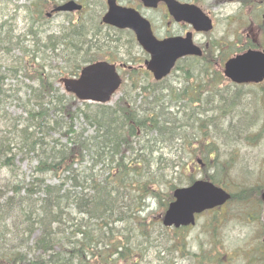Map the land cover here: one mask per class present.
Masks as SVG:
<instances>
[{
    "label": "trees",
    "instance_id": "trees-1",
    "mask_svg": "<svg viewBox=\"0 0 264 264\" xmlns=\"http://www.w3.org/2000/svg\"><path fill=\"white\" fill-rule=\"evenodd\" d=\"M51 1L34 0L25 7L32 20V50L20 37L14 38L10 27L0 32V54L11 57L6 63L0 59V264H139L133 236L147 239L148 224L138 215L147 201H157L163 209L161 225L173 190L183 187L171 179L177 174L174 169L183 167L180 157L185 150L194 157L200 154L197 163L206 167L201 179L223 187L205 170L216 164V138L230 135L221 130L218 116L221 111L232 114L238 102L232 96L238 92H229V86L218 89L222 74L208 72L224 60L207 48L201 58H185L187 65L175 68L188 83L194 78L191 69L198 65L200 78L192 91L184 86L175 94L170 85L163 86L167 79L147 85L149 74L134 69L127 74L129 89L125 87L113 105L79 101L53 79L59 73L77 76L82 67L97 61L107 43L118 40L71 21L62 31L40 36L43 6ZM252 47L249 42L244 49ZM14 50L32 60L11 63ZM55 60L65 64L56 67V74L51 66ZM18 76L30 84L25 100L21 90L11 95L4 89L7 78ZM131 95L140 98V104ZM216 102L219 106L212 108ZM7 103H16L24 116L11 118ZM188 109L192 112L187 115ZM238 121L241 124L243 116ZM24 158L34 164L29 176L20 177L16 165ZM178 176L184 186L195 181L190 170ZM162 186L168 188L166 194ZM253 191L241 189L229 203L245 201Z\"/></svg>",
    "mask_w": 264,
    "mask_h": 264
},
{
    "label": "rangeland",
    "instance_id": "rangeland-1",
    "mask_svg": "<svg viewBox=\"0 0 264 264\" xmlns=\"http://www.w3.org/2000/svg\"><path fill=\"white\" fill-rule=\"evenodd\" d=\"M31 1L33 2L34 0H4V3L0 4V26L2 27L0 32H2L5 27H10L13 30L14 38L20 37L24 40L23 45L27 47V50H32L28 49L31 48L32 44L29 39L30 35L28 34L32 20L28 18L25 12V7L30 6ZM66 1L67 0H54L51 1V3L52 5H60ZM77 1L83 4L87 10L79 15L76 14L72 16L52 14L46 18V15H44V18L42 19L43 23L40 22V36L45 37L51 33L62 31L63 27L70 25V21L71 23L74 22L76 24L83 22L85 25L93 27V32L96 28H101V34H103V36L105 35L106 37H109L113 42L118 40L117 44L107 43L106 49L109 50L108 46H110L113 49V54L108 53L107 50L105 51L104 49L100 51L102 55H99L96 58L93 57L94 59H97V61H110L117 66L121 62L128 66L138 65V63L143 65L146 56L143 55L142 50L136 45L133 37L107 31L106 28L100 25L98 18L99 12H97L100 0ZM178 1L185 2L188 0ZM192 1L209 15L214 23V28L210 33L202 34L205 37L197 35L194 42L195 44L197 42L199 46H204V44L207 43L209 49L213 50L215 54L218 55V60H225L228 56L232 57L234 56L233 54L244 52V46L249 42L254 44V48L259 47L260 49H264V0ZM52 5H44L43 12L48 15L51 11ZM95 7L96 10L94 9ZM32 19L33 24H35L33 17ZM86 30L90 31L91 28H87ZM250 49H253V47ZM97 53L98 51L93 48V56H96ZM11 55L14 58L11 63H13L15 59H20L22 62L24 61L26 63L29 60H32V56L27 57V54H23L20 50H14ZM109 56L110 58H108ZM10 58V55H4L3 53L0 54V59L5 63L10 60ZM187 62L190 64V60ZM11 63H9L8 66ZM178 65L179 68H181V66L187 64L181 61ZM51 66L55 71L54 74H56V71H58L56 67H64L65 64L63 61L55 60L51 62ZM197 66L198 65L194 67L195 69H191L194 78L189 80L188 83L184 81L185 79L181 76V70L177 68L167 78L166 82L163 83V86L166 87V85H170L173 89L177 90L175 94L179 92V89L184 88V86L187 91H192L193 86H195L194 82L199 81L200 78L198 77ZM4 71L5 69L2 67L1 72ZM215 71L222 74V67L219 63H215L214 69H212L210 73L208 72V74L215 73ZM126 72L127 70L119 72L124 82L115 96L111 99L110 105H113L123 96L125 87L127 90L129 89V83L127 84L126 82ZM63 76L64 75L59 73V76L53 79V81L55 80L57 82L56 85L61 87L62 91L64 90L59 80L60 77ZM154 83V80L149 78V81H147L146 84L153 85ZM124 84L126 85L124 86ZM28 85H30L28 81L24 80L21 76H18L17 79L7 78L4 89L8 90V94L11 95H15L14 91L21 90L19 91V96L22 100H25L29 93ZM225 86H229V92H238L232 96L233 98H237L238 102L232 108L231 115H223V111H221V114L218 116V123L221 130H228L227 133L230 135L227 136L229 138L228 140L225 139L227 137L216 138V156L218 158L214 160L216 164H214V166H209L205 171L206 173L215 175V177L223 183V187L235 196L241 191V189L254 190L250 193L247 200L241 202L236 199L227 204L233 207L226 208L227 214L231 215L233 210L235 211L238 209L236 206H253L254 204H259L261 191L257 192L255 189L258 186L264 187V92H262L264 86L245 85L237 88L234 85H231L229 81H223L218 89H223ZM167 93L168 92H166V94ZM131 98L136 99L133 95H131ZM136 101L140 104V98H137ZM15 104L7 103L6 106L7 112L11 118L14 116L17 118L24 116L22 108ZM201 105L204 107L205 101L202 102ZM216 106H219V102L213 104L212 108H216ZM173 109L175 110L176 108ZM190 109L186 112L187 115L192 112ZM225 116H232L233 118L226 117L225 119ZM242 116L244 121L239 124V117ZM178 118H182V116L178 115ZM209 130H212V128ZM164 153L167 154V150H165ZM181 155L180 160L183 167H176L174 169L177 170V174L174 175L175 178L172 177L171 182L176 185L181 184L184 187L186 183L184 182L183 177L178 176L180 173L183 175V172H185L187 175V171L190 170V174H193V178L197 181L201 180L202 175L204 174L203 170L206 167H204V164L199 166L197 163L200 154H197V157H194L191 151L187 152L185 150V153H182ZM33 164L34 163H32L29 158H24L20 162L18 161L16 167L18 168L17 173L19 176H29ZM0 178L4 181V178ZM161 189L165 194L168 192V188L164 186H162ZM147 203L148 206L144 208L145 211L138 216L140 218H147L146 222L148 228L146 233L148 237L145 239L140 236L136 237V234L133 236V254L139 260V264H198V261L193 258L186 259L187 255L190 253L198 254V259L206 257L209 251V245L205 244L207 225L210 224L206 223L209 221L208 218L201 217L197 224L191 229L175 234L173 228H164L158 224V217L163 209L157 204V201H147ZM246 212H250V210L247 209ZM254 213L257 214L256 207L254 208ZM211 225L214 226L216 224L211 223ZM255 226L256 225L252 223V221L247 224L242 220L231 217L225 223L224 227L226 228L223 229V233L221 234L225 240V253L230 254L233 253L235 248L243 247L245 237L253 236L256 229ZM149 237L150 243H146Z\"/></svg>",
    "mask_w": 264,
    "mask_h": 264
},
{
    "label": "water",
    "instance_id": "water-1",
    "mask_svg": "<svg viewBox=\"0 0 264 264\" xmlns=\"http://www.w3.org/2000/svg\"><path fill=\"white\" fill-rule=\"evenodd\" d=\"M150 4L152 0H144ZM166 3L169 13L178 22H186L197 32L212 30V21L197 6L181 4L175 0H161ZM109 10L103 17V23L119 29H131L136 34L139 45L150 55L145 62L155 81H160L170 74L175 63L186 56L202 55L199 47L193 44L192 34L184 38L157 40L150 30L149 23L130 10L117 7L113 0H108ZM81 6L69 1L55 9L56 12L80 11ZM224 75L235 84H258L264 80V53L249 50L242 55L229 59L224 66ZM66 93L74 95L77 100L106 104L120 87L122 80L114 65L97 62L85 66L78 78L60 79ZM173 200L163 216L165 227L179 228L194 224V215L225 204L230 194L213 183L197 180L188 187L173 191ZM264 204V192L262 193ZM264 219V214H263Z\"/></svg>",
    "mask_w": 264,
    "mask_h": 264
},
{
    "label": "flooded vegetation",
    "instance_id": "flooded-vegetation-1",
    "mask_svg": "<svg viewBox=\"0 0 264 264\" xmlns=\"http://www.w3.org/2000/svg\"><path fill=\"white\" fill-rule=\"evenodd\" d=\"M116 6H119L124 9L132 10L137 13L140 17L145 19L150 26V29L153 35L159 39H168L172 37H185L190 33L191 26L185 22H177L169 13L167 5L161 0H152L150 4H146L144 0H113ZM183 2V1H180ZM194 3V1H185V3ZM51 4V3H49ZM52 5V4H51ZM55 5H52L54 7ZM83 10H84V5ZM92 7V6H91ZM96 10V7L94 8ZM82 10V11H83ZM109 10L108 0H100L98 4V18L100 25L107 29V31L114 32L116 34H125L131 36L135 40V33L130 29H118L109 25H105L101 22L103 16L107 14ZM209 16V15H208ZM210 17V16H209ZM212 19V18H211ZM213 21V19H212ZM102 30L101 28H99ZM197 35H202L200 33H193V41ZM204 36V35H202ZM205 37V36H204ZM136 42V41H135ZM199 46V44L196 42ZM201 49L208 47V44L205 43L204 46H199ZM107 50V49H106ZM105 50V51H106ZM108 53L113 54L110 50H107ZM107 53V54H108ZM143 55L148 56L142 51ZM143 61L144 62L146 61ZM134 69H139L140 71H146L143 65H136ZM131 70L126 64L121 62L118 65V71ZM148 72V71H147ZM151 76V74L148 72ZM238 209L233 210L231 215L227 214L226 208H233L229 205H223L215 207L212 210L205 211L199 215L195 216V225L197 224L199 218L206 217L209 219L206 223L207 225V236L205 238V244L209 245V251L206 257L199 258L198 254H188L186 259L193 258L198 261V264H264V223L262 220V202L260 204L251 205H241L236 206ZM257 208V214L254 213V208ZM249 209L250 212H246ZM245 211V212H244ZM233 217L234 219L242 220L244 223L249 224L250 221L256 226L253 236L245 237L244 246L240 248H235L233 253H225V240L221 236L225 223ZM214 219V220H211ZM211 223L216 225L212 226ZM193 226L181 227L174 229L175 234L184 232L187 229H191ZM183 240V239H182ZM220 245V248H219ZM222 250V251H221ZM197 257V258H196ZM243 260V262H242ZM241 262V263H240Z\"/></svg>",
    "mask_w": 264,
    "mask_h": 264
}]
</instances>
